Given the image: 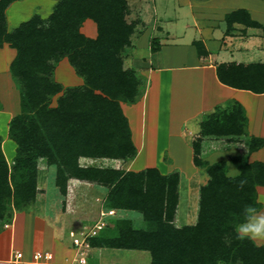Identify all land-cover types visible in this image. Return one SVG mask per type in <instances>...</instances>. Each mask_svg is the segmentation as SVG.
<instances>
[{
  "label": "trees",
  "instance_id": "obj_1",
  "mask_svg": "<svg viewBox=\"0 0 264 264\" xmlns=\"http://www.w3.org/2000/svg\"><path fill=\"white\" fill-rule=\"evenodd\" d=\"M12 1L0 0V45L6 42L15 49L9 66L20 104L19 112L9 120L8 136L16 145L11 164L0 136V221L35 200L37 166L45 159L48 166H56V182L63 193L71 178L98 182L106 186L109 207L143 214L146 228L133 227L130 219L119 218L114 227L91 237V246L147 250L151 264H264V246L238 239L235 232L245 205L261 208L256 187L264 186V163L248 161L263 140L254 136L239 139L246 119L240 105L217 107L203 116L201 130L191 141L192 162L202 166L209 178L199 188L194 220L177 224L180 176L176 170L160 174L155 167L132 171L79 162L98 156L129 162L137 154L120 105L134 103L143 95L141 78L123 64L122 52L131 45L132 32L125 18L126 0H56L46 18L35 14L7 30L5 9ZM226 18L229 23L260 26L244 8ZM87 19L95 23L96 37L81 32ZM196 44L203 54L202 43ZM63 57L83 80L81 85L63 87L54 78ZM241 68H249L243 77H239L240 66L221 64L219 79L263 91L247 84V78L264 77V65ZM232 71L239 81L243 79L241 83L227 81L225 72ZM227 147L239 151L217 162L209 163L203 157ZM228 162L236 175L228 173ZM242 179L247 183L240 189Z\"/></svg>",
  "mask_w": 264,
  "mask_h": 264
},
{
  "label": "crops",
  "instance_id": "obj_2",
  "mask_svg": "<svg viewBox=\"0 0 264 264\" xmlns=\"http://www.w3.org/2000/svg\"><path fill=\"white\" fill-rule=\"evenodd\" d=\"M141 8V18L146 23V28L135 33L131 39L135 49H141L146 55V59L140 63L143 95L134 103L121 104L122 111L129 121L132 143L137 148L136 157L131 164L143 156L140 160L146 165L143 168L155 167L160 174L168 173L174 163L189 165L194 153L191 141L201 130L203 116L217 107L228 109L235 103L240 105L246 118L245 131L239 139L254 136L263 140V146L253 151L248 161L264 163V77L256 75L247 78V84L263 89L258 92L252 88L226 84L218 76L221 64L240 66L242 74H239V77H243L249 70L242 69L241 66L264 65V0H143ZM242 8L247 10L260 26L226 21L229 13ZM86 23L95 26L92 19L85 20L82 27ZM89 31L91 32L86 33L87 36L96 37V26ZM197 42L202 43L203 54H199L200 47ZM4 52L9 54L1 58ZM14 56L13 47H1L0 69L5 68L10 73L9 64ZM225 74L229 83H241L243 80L239 81L235 71ZM69 77L73 84L81 82L76 72ZM182 151L186 156H183ZM238 151L236 147L214 150L210 153L212 159L209 163L227 159ZM42 160L44 159L39 162ZM89 160L91 158H81L79 162L85 165ZM228 166L234 168L229 162ZM236 173L235 169V173L231 175ZM256 192L257 201L261 203L258 211L264 212V186L256 187ZM42 220L49 224L53 234V239L46 244V249L54 254V261L66 264L65 260L70 259L77 263L78 253L72 246L71 237L65 231L66 227L58 222V216L52 218L51 222ZM6 231L0 233L1 264H9L5 260L14 244L19 243L18 245L23 247L26 243L25 234H21L20 227L18 231L13 228ZM17 232L21 239L18 238ZM98 233L97 230L96 235ZM255 244L264 246V241H255ZM6 247L7 253H4L2 250ZM89 247L92 248L91 256L97 261L102 260L104 264L124 263L125 259L134 261L133 258L140 259L145 252L148 254L146 260L151 264L147 250L106 248L90 244ZM128 252L135 255L132 256ZM86 264L90 263L86 261Z\"/></svg>",
  "mask_w": 264,
  "mask_h": 264
},
{
  "label": "rangeland",
  "instance_id": "obj_3",
  "mask_svg": "<svg viewBox=\"0 0 264 264\" xmlns=\"http://www.w3.org/2000/svg\"><path fill=\"white\" fill-rule=\"evenodd\" d=\"M55 2L56 0L12 1L10 5L5 9L7 19V30H11L17 27L19 23L29 20L35 14L46 18V16H49L50 13L53 11L52 8ZM142 2L143 0H126L127 9L125 18L126 23L131 24V38L132 36H134L135 33H139L140 31H143L146 28V23L142 21L141 18ZM83 26L84 27L81 26V32L85 35L86 33L89 34V32H91L89 31L91 28L95 29L94 24L86 23ZM152 39L153 38H151V40ZM8 45L9 44L5 42L0 45V48H5ZM135 48L136 46L132 43L131 39V45L125 48V50L122 52L124 58L123 64L126 68H132L138 75V77H140V70L142 69V67H140V63L142 62V60L146 59V55L141 49L138 51ZM7 54L9 53L4 52L1 58H3ZM57 65V67L59 68L55 70L54 78L63 87L75 85L77 86L82 84V79L81 82L77 84H73L72 80H69V76L72 74L74 75L76 71L73 70V66L69 64L68 60H66V57L61 58ZM10 76V73L7 72L5 68L0 69L1 148L2 150H4L8 164L12 163V160H14L16 154V145L14 141L11 140L8 136L9 120L14 114L19 112L20 104L19 91L15 82L11 79ZM141 84H143L142 78ZM58 96H55L53 98V102L51 103V105H56ZM123 103L126 102H121V104ZM9 115L12 116L10 117ZM208 148L207 151L209 150ZM182 152L183 156H186L185 152ZM205 154H203V157L209 162L212 159L210 158V152H207ZM142 158L143 156L141 157V159ZM185 158L186 157H184V160ZM44 160L38 162L37 166L38 188L35 200L27 207H23L21 210L14 209L12 216H10L5 221H0V233L4 230L8 231L11 228H13V230L16 229L18 231V228L20 227V229L22 230L21 234H23V236L25 234V245L21 247L20 245H18L19 243L16 245L14 244V249L20 248L22 249V251H25L26 255H30V253L34 250H45L46 244H49L52 241L53 234L51 233V228L48 226L49 224H45L46 221L44 222V220L42 219H47L49 222H51V219L55 217L57 218V216L59 218L58 222L60 223V225L66 227L65 231H67L68 235L71 237L70 239L72 240V243L75 237H78L82 234L80 233L81 231H90L92 229H95L94 227L99 224L101 228L98 229V232L100 233L107 227H114L116 219L119 218L130 219L133 227L146 228L147 222L143 220V214L140 211L116 209L109 207L107 201L105 200L106 186L101 183L94 181L90 182L86 180L85 182L79 180L78 178H72L68 180L65 192L63 193L56 182V166H48V164ZM140 160H137L132 165V160L126 162L122 161V159H112L110 157L104 160V158H100L98 156L89 160V163L104 167L108 166L135 171L146 166ZM175 170L180 176L178 201L180 216L175 222L177 224L187 222L190 223L194 220V217L199 209V188L201 185L205 184L208 181L209 176L205 173L204 168L202 166H196L193 164V162H191L189 165H186L185 163H174L170 166L169 172ZM228 170L230 174L235 173V169L230 166H228ZM18 238L21 239L20 234ZM2 251L4 253H7V247ZM91 251V247H88V249L86 250L85 259L87 263L89 262L90 264H96L98 262L100 264H104L101 259V261H97L95 258H93V256H91ZM128 253H131L132 256L135 255H133L132 252ZM147 255V252H145V254H143V257H140V259L133 258L134 261L125 259L124 263L122 262L119 264H149L148 260H146L148 259ZM53 257L55 258L54 254ZM8 258L9 256L6 258L5 262L8 260ZM65 261L66 264H71V262H75L70 261V259L69 261Z\"/></svg>",
  "mask_w": 264,
  "mask_h": 264
},
{
  "label": "built area",
  "instance_id": "obj_4",
  "mask_svg": "<svg viewBox=\"0 0 264 264\" xmlns=\"http://www.w3.org/2000/svg\"><path fill=\"white\" fill-rule=\"evenodd\" d=\"M94 228L95 229L90 231H81L80 233L82 234L73 239L72 246L78 253V262H71V264H86L85 257L86 250L90 244L89 238L96 235L97 230L100 229L101 226L97 224ZM6 262L10 264H59L54 261L53 253L48 252V250H34L30 255L26 256L24 251L14 248L10 251L9 258Z\"/></svg>",
  "mask_w": 264,
  "mask_h": 264
},
{
  "label": "clouds",
  "instance_id": "obj_5",
  "mask_svg": "<svg viewBox=\"0 0 264 264\" xmlns=\"http://www.w3.org/2000/svg\"><path fill=\"white\" fill-rule=\"evenodd\" d=\"M246 180H240L238 187L243 189ZM241 215L243 219L235 225L236 237L238 239H249L251 241H264V212L258 211L252 205H245Z\"/></svg>",
  "mask_w": 264,
  "mask_h": 264
}]
</instances>
